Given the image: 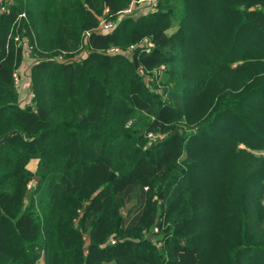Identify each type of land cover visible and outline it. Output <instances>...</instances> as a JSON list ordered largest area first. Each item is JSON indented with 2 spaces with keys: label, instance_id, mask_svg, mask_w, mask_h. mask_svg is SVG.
<instances>
[{
  "label": "trees",
  "instance_id": "1",
  "mask_svg": "<svg viewBox=\"0 0 264 264\" xmlns=\"http://www.w3.org/2000/svg\"><path fill=\"white\" fill-rule=\"evenodd\" d=\"M131 1L3 0L0 264H264V0Z\"/></svg>",
  "mask_w": 264,
  "mask_h": 264
},
{
  "label": "built area",
  "instance_id": "2",
  "mask_svg": "<svg viewBox=\"0 0 264 264\" xmlns=\"http://www.w3.org/2000/svg\"><path fill=\"white\" fill-rule=\"evenodd\" d=\"M3 0H0V11L4 10V6L1 5ZM159 4V0H132L131 4L123 9L122 11L119 12V15L117 16V19L115 21L108 20L107 18H102L98 24V26L94 29L97 30L98 32L102 33H109L111 32L117 25V22L121 20L124 17L127 16H132V17H137L140 15L147 14L149 12H154ZM108 12V9H106V13ZM90 31L85 33V36H89ZM138 46L144 47L146 50H150L151 48L154 47V43L147 38H145L142 42L141 45H132L130 46L131 49H136ZM28 49V50H27ZM118 52V53H123L124 51H121L119 48H112L109 50V52ZM29 46L25 44V49H24V58L26 56H29ZM163 68V67H162ZM21 69H17L14 72V81H15V86L17 89L20 87V81H21ZM30 92V91H29ZM27 98V100L22 99L21 102H32V96L33 94H30ZM31 97V98H30ZM30 104V103H29ZM34 182H30L29 187L33 185Z\"/></svg>",
  "mask_w": 264,
  "mask_h": 264
},
{
  "label": "rangeland",
  "instance_id": "3",
  "mask_svg": "<svg viewBox=\"0 0 264 264\" xmlns=\"http://www.w3.org/2000/svg\"><path fill=\"white\" fill-rule=\"evenodd\" d=\"M132 2V1H131ZM2 4H3V2H2ZM1 4V5H2ZM131 4V3H130ZM1 9V8H0ZM120 12V11H119ZM119 12L114 16V18L112 19V21H115L116 19H117V16L119 15ZM104 13L107 15V13H106V9H105V11H104ZM149 13H151V12H149ZM148 14V13H147ZM145 15V14H144ZM102 18H107V16H100V19L99 20H101ZM100 22V21H99ZM145 39V38H144ZM143 39V40H144ZM143 40L142 41H140L138 44H136V45H141L142 44V42H143ZM132 46V45H131ZM138 47H140V46H138ZM137 47V48H138ZM28 50V49H27ZM29 50H30V52H29V56H26V58L24 59V64H23V70L21 69V73H20V77H21V81H20V87L18 88V90H19V95H20V97H21V99H24V100H27V98L29 97V96H31L30 94H33V96H32V99L34 98V93L32 92V87L30 86V82H29V76H30V70H31V66L34 64V58L31 56V48L29 47ZM132 50L133 49H131V48H129L128 50H126V51H124L122 54H125L126 56H129V57H131V53H132ZM112 52V51H111ZM84 53V51H82V53L81 52H79V53H75V55H74V58H77V57H79V56H81V54H83ZM65 56H66V52H62V54L60 55V57H59V59L61 60V58L62 59H65ZM141 74H144V72H143V70L140 72ZM152 77L151 76H148V77H145L144 79L147 81V80H150ZM152 91H156L158 94H161V95H163V92H161L162 91V88H154V87H151L150 88ZM30 91V92H29ZM31 98V97H30ZM32 99H31V101H32ZM33 104V102H26V104ZM131 122V121H130ZM242 147H244V146H242ZM257 151V150H256ZM258 153L259 154H264V149H260L259 151H258ZM258 154V155H259ZM30 164V167H31V171H36V170H38V169H40V166H39V160L38 161H34V164L33 165H31V163H29ZM28 164V165H29ZM28 165H27V167H28ZM29 168V167H28ZM34 185V184H33ZM33 185H31L30 187H29V189H32L33 187ZM38 264H45V261H44V259L43 258H41L40 259V261L38 262Z\"/></svg>",
  "mask_w": 264,
  "mask_h": 264
},
{
  "label": "crops",
  "instance_id": "4",
  "mask_svg": "<svg viewBox=\"0 0 264 264\" xmlns=\"http://www.w3.org/2000/svg\"><path fill=\"white\" fill-rule=\"evenodd\" d=\"M83 54H84V53H83ZM21 101H22V99H21ZM34 161H38V159H31L29 163H31V165H33V164H34ZM29 163H28V164H29ZM28 167H29V169L31 170L30 164L28 165ZM33 172H34V171H33Z\"/></svg>",
  "mask_w": 264,
  "mask_h": 264
},
{
  "label": "water",
  "instance_id": "5",
  "mask_svg": "<svg viewBox=\"0 0 264 264\" xmlns=\"http://www.w3.org/2000/svg\"><path fill=\"white\" fill-rule=\"evenodd\" d=\"M6 138H7V136L4 137L2 140H0V145L6 140ZM40 169H41V167H40ZM161 196H162V194H161Z\"/></svg>",
  "mask_w": 264,
  "mask_h": 264
}]
</instances>
